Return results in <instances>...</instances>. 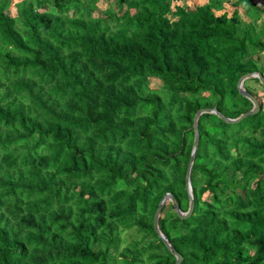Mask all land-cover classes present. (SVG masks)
Here are the masks:
<instances>
[{
    "label": "trees",
    "instance_id": "trees-1",
    "mask_svg": "<svg viewBox=\"0 0 264 264\" xmlns=\"http://www.w3.org/2000/svg\"><path fill=\"white\" fill-rule=\"evenodd\" d=\"M100 1L0 0V264H172L152 216L187 209L193 115L238 116L264 76L260 2ZM242 85L259 110L200 114L191 212L161 207L178 264H264V86Z\"/></svg>",
    "mask_w": 264,
    "mask_h": 264
},
{
    "label": "water",
    "instance_id": "water-1",
    "mask_svg": "<svg viewBox=\"0 0 264 264\" xmlns=\"http://www.w3.org/2000/svg\"><path fill=\"white\" fill-rule=\"evenodd\" d=\"M251 77L257 78L259 83L264 86V76H262L259 71H252V72L245 73V74L241 75L237 79V82H236L237 91L242 96H244L245 98H247L251 102V107L247 111L240 113L238 116H236L234 118H230V117H227V116L223 115L222 113H220L215 107H211V108H199L195 111V113L193 115V119H192V127L194 130L193 144H192V148L190 151V155L188 158V162H187L186 170H185V175H184L185 189H186V193L188 196L187 209L185 211H181L178 208V206H177L174 198L172 197V195L169 192H166L163 194V196L161 197V199L157 203L156 208H155L154 213H153V216H152L153 231L156 233L157 237L163 242L166 249L174 256V261L172 264H178L181 261L182 256L170 245V243L166 240V238L160 232V230L158 229V226H157V219H158L161 207L163 206L164 202H166V201H170L172 203V206H173L175 213L181 218L188 216L189 213L191 212L192 194H191L190 183H189V172H190V167L192 164L194 151H195L197 139H198L197 118L202 113H213L226 123H236V122H239L242 118H245L249 115L256 113L259 110V106H258L255 98L249 92H247L243 88V85H242V83L245 79L251 78Z\"/></svg>",
    "mask_w": 264,
    "mask_h": 264
},
{
    "label": "rangeland",
    "instance_id": "rangeland-1",
    "mask_svg": "<svg viewBox=\"0 0 264 264\" xmlns=\"http://www.w3.org/2000/svg\"><path fill=\"white\" fill-rule=\"evenodd\" d=\"M18 0H11V2L8 4V7H7V12L10 14V15H14L15 14V10H14V2H16ZM196 3L198 2L197 0H194ZM234 0H228V1H224V3H222V6H223V9L227 10L228 13H230L231 11V8L232 6L229 4V2H232ZM256 2H260L261 4L264 5V0H255ZM175 3H178V1H173L172 4H175ZM97 5V9L94 11L95 13H98L100 10H102L105 6H106V3L101 0L100 2H97L96 3ZM216 13H219V11L217 10ZM240 15H241V12H238ZM100 14V13H99ZM261 61L262 63L264 64V55L261 56ZM160 83V81L158 80H151V85L152 87H155L157 86L158 84ZM245 83H247V85H249L250 87H253L254 89H256L257 91H261L262 88L257 84L255 83L252 79L251 80H247ZM243 84V83H242ZM165 203V202H164ZM130 232H126L125 234H129ZM132 236H127L123 239V234L120 235V241L118 243V250L121 249L122 247H124L126 245V243L128 242L127 239L129 238H132Z\"/></svg>",
    "mask_w": 264,
    "mask_h": 264
}]
</instances>
